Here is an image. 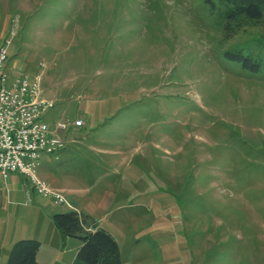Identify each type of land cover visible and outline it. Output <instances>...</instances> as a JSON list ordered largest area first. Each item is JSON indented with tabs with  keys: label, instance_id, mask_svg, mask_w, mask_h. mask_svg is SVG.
<instances>
[{
	"label": "rangeland",
	"instance_id": "374dc122",
	"mask_svg": "<svg viewBox=\"0 0 264 264\" xmlns=\"http://www.w3.org/2000/svg\"><path fill=\"white\" fill-rule=\"evenodd\" d=\"M221 0H0L11 78L41 75L82 120L43 153L37 177L0 175V264L22 239L38 264H72L80 240L53 217L91 216L123 264H264V19L227 28ZM261 63L246 68L228 56Z\"/></svg>",
	"mask_w": 264,
	"mask_h": 264
},
{
	"label": "built area",
	"instance_id": "2783aa9c",
	"mask_svg": "<svg viewBox=\"0 0 264 264\" xmlns=\"http://www.w3.org/2000/svg\"><path fill=\"white\" fill-rule=\"evenodd\" d=\"M9 44L0 47V175L7 179L9 174L19 173L43 197L60 205L63 196L37 177L39 159L43 153L55 155L65 150L67 143L60 134L83 122L60 121L53 130L43 120L55 103L44 98L41 75L11 78L6 70Z\"/></svg>",
	"mask_w": 264,
	"mask_h": 264
},
{
	"label": "trees",
	"instance_id": "16d2710c",
	"mask_svg": "<svg viewBox=\"0 0 264 264\" xmlns=\"http://www.w3.org/2000/svg\"><path fill=\"white\" fill-rule=\"evenodd\" d=\"M221 1L229 7L227 28L240 18L264 19V0ZM228 56L246 68L261 70L259 61L241 53H230ZM53 221L64 239L80 240L81 245L72 264H123L120 246L114 236L88 214L76 211L57 213ZM40 249L41 242L36 239L19 240L13 245L7 264H37Z\"/></svg>",
	"mask_w": 264,
	"mask_h": 264
},
{
	"label": "crops",
	"instance_id": "0c3cea01",
	"mask_svg": "<svg viewBox=\"0 0 264 264\" xmlns=\"http://www.w3.org/2000/svg\"><path fill=\"white\" fill-rule=\"evenodd\" d=\"M63 151H64V150H63ZM63 151H62L61 153H64ZM62 155H63V156H64V155H67V153H66V154L64 153V154H62ZM38 254H39V253H38ZM37 262H38V258H37ZM37 264H38V263H37Z\"/></svg>",
	"mask_w": 264,
	"mask_h": 264
}]
</instances>
